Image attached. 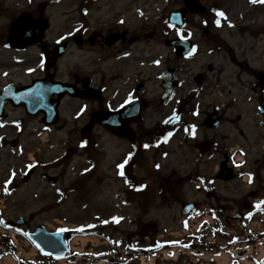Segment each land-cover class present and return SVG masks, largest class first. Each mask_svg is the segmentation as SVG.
<instances>
[{
	"label": "flooded vegetation",
	"instance_id": "1",
	"mask_svg": "<svg viewBox=\"0 0 264 264\" xmlns=\"http://www.w3.org/2000/svg\"><path fill=\"white\" fill-rule=\"evenodd\" d=\"M137 3L0 0V228L6 235L26 237L39 217L54 211L63 224L68 204L78 206L101 187L106 205L95 218L105 237L124 233L109 221L118 212L112 199L124 207L119 225L128 224L129 204L136 213L132 234L154 233L143 221L145 205L166 202L167 192L159 193L165 187L167 205L181 212L190 197L179 222L189 244L197 220L205 222L204 242L220 244L225 231L235 234L234 218L264 215V4L194 0L187 8L186 0H171L168 12L184 14L180 27L166 17L145 25ZM199 5L205 12L195 14ZM179 42L194 53L179 56ZM153 45H163L167 55H154ZM166 71L174 90L163 103ZM99 111L105 129L90 125ZM162 158H170L163 179ZM26 204L41 207L23 215ZM68 234L71 242L74 233ZM227 244L229 250L240 245L231 238Z\"/></svg>",
	"mask_w": 264,
	"mask_h": 264
},
{
	"label": "rangeland",
	"instance_id": "2",
	"mask_svg": "<svg viewBox=\"0 0 264 264\" xmlns=\"http://www.w3.org/2000/svg\"><path fill=\"white\" fill-rule=\"evenodd\" d=\"M118 1V0H116ZM119 6L122 5V1L118 3ZM137 8H140V10L143 11V17H144V22L145 25H153L155 23H158L160 18L158 17L159 10L163 8V3L161 0H138V3L134 6ZM152 51L154 55H160L161 57H165L167 55V51L164 49L163 46L161 45H153L152 46ZM162 170L160 176L162 178H166L169 175V167H170V158L163 160L161 162ZM118 189V186L113 184V190L115 191ZM104 191V187H101L100 189L96 190L95 193V198H90L88 200L81 201L79 206L73 207L72 204H68L66 207V213H65V222L63 223L65 226L67 225H74L78 229H84L88 227H92L93 229H96L97 226H99L100 223H97L93 219V214H100L101 213V208H100V202L104 201L102 197V192ZM154 192V191H153ZM27 194V190H23L21 192L17 193L18 198H25ZM155 195L158 196V192L155 191ZM163 196V195H162ZM165 197V195H164ZM189 200L190 197L187 196ZM166 202H150L149 205L146 204L145 208L148 210L147 214H145L143 221L145 223L148 222H154L158 226V230L160 231H168L172 235L170 236H160V238L154 237L155 234L145 236L144 238H136L130 232L132 229L131 225V219L132 216H136V213L131 210V208H128V211H126V214L129 215V222L128 226H122L120 227L121 229H125V233L122 234L121 232L116 233L115 231L109 232L108 234L112 233V243H111V250H110V255L117 256L113 258H117L118 261H121V264H140V262L148 263L151 262L152 264H184V260H186L187 264L189 263V258L187 256H180L179 260L177 263L174 262V257H176L177 254H181V252L175 251L173 256L168 255L167 252L163 254H154V255H144V256H139L137 258L131 257L129 258L128 256L130 254L136 253L138 251H150L157 245H163V244H168L171 243V241H180L184 242V238L182 237L181 231L176 227L174 223V219L176 216H178V205H167L169 202L168 199L169 197L165 198ZM113 203V206L116 205L115 201H110ZM83 204H88V207L85 210H82ZM27 209L25 210V213L23 215H28V214H34L38 209L41 207L40 205L37 204H31L27 205ZM20 213H17L16 216H19ZM39 224L45 225L47 228L51 230H56L58 229V225L62 224V221L57 219L56 217V211L53 213L49 214L48 216H41L39 217L35 222ZM254 224L253 226H249L245 231L241 233V238L245 239L249 235H255L257 238L259 237L258 235L262 234L264 232V225L261 226L260 222L258 221H252L250 222ZM249 225V223H248ZM164 234V233H163ZM19 245L22 247V250L24 252V255L27 257H30L31 260L24 262V264H51L50 261L41 258L40 256H36L34 251H31V247L27 246L26 242L24 241V238L18 239ZM92 242L82 244L81 241H77L76 244H74L72 247L77 249L79 252H74L78 254L80 257L88 256L86 257V262L85 264H88L89 261L92 263V260L90 257H96V253H99V251H102L104 249H108L107 245H103L102 240H94L91 239ZM262 240V239H260ZM264 240V239H263ZM85 245V246H84ZM263 243L259 244H252L251 247L253 251L251 252L252 256L251 259H244L242 260V263L240 264H250L251 261H253L254 258L256 260H259V257L262 256L260 252H255V250L259 251ZM250 248V247H249ZM83 251V253H81ZM93 251V252H91ZM185 253L186 251L183 250ZM264 254V253H263ZM163 255L165 257L163 258ZM82 261V260H81ZM197 264H207L208 261L206 260H196ZM66 263V262H65ZM0 264H3L0 263ZM52 264H54L52 262Z\"/></svg>",
	"mask_w": 264,
	"mask_h": 264
},
{
	"label": "water",
	"instance_id": "3",
	"mask_svg": "<svg viewBox=\"0 0 264 264\" xmlns=\"http://www.w3.org/2000/svg\"><path fill=\"white\" fill-rule=\"evenodd\" d=\"M99 115L101 114H96L95 118L100 119L99 121L105 124L103 122L104 116ZM30 239L43 255H50L54 259H61L67 251L63 242V234L61 233L49 235L42 228H39L35 235L30 236Z\"/></svg>",
	"mask_w": 264,
	"mask_h": 264
},
{
	"label": "snow or ice",
	"instance_id": "4",
	"mask_svg": "<svg viewBox=\"0 0 264 264\" xmlns=\"http://www.w3.org/2000/svg\"><path fill=\"white\" fill-rule=\"evenodd\" d=\"M250 3H253V4H257V3L264 4V0H250ZM216 16L217 17H223L224 14L221 13V12H217L216 13ZM215 23L217 24L218 27L220 26V20L219 19H217L215 21ZM229 26L231 27V25H229ZM58 43H59V41H58ZM192 132H193V134L195 133V128L194 127L192 128ZM169 135H171V134L169 133ZM166 140H167V137H165V142H166ZM84 146H85L84 144L81 145V147H84ZM145 147H148V145H145ZM241 154L243 155V153H241ZM118 167L120 169H123L124 165L121 164ZM14 175H15V173H12L11 176H10V178L5 183L4 190H5L6 193L8 191V185L12 183V178L14 177ZM121 175H123V172H121ZM249 182L251 183V179L249 180ZM261 203H264V201H262ZM255 207L257 209H259L261 207V205L260 204H257V205H255ZM249 218H251V213L249 214ZM0 223H2V221H0ZM105 223H107V222H105ZM66 231H69V230L68 229H60L59 230V232H61V233L62 232H66ZM76 231H83V229H76ZM159 246H161V245H158V247Z\"/></svg>",
	"mask_w": 264,
	"mask_h": 264
},
{
	"label": "bare ground",
	"instance_id": "5",
	"mask_svg": "<svg viewBox=\"0 0 264 264\" xmlns=\"http://www.w3.org/2000/svg\"><path fill=\"white\" fill-rule=\"evenodd\" d=\"M87 242H92V240L91 239H84V240H81V243L82 244H85V243H87ZM225 259H222L221 260V262H222V264H225V261H224ZM4 264H13L9 259H5L4 260ZM141 264H152L151 262H148V263H141Z\"/></svg>",
	"mask_w": 264,
	"mask_h": 264
}]
</instances>
